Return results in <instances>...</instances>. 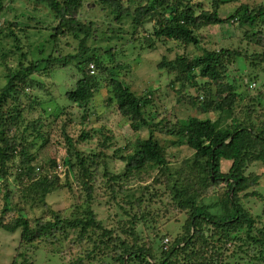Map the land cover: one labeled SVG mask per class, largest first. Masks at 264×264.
<instances>
[{
	"label": "trees",
	"instance_id": "16d2710c",
	"mask_svg": "<svg viewBox=\"0 0 264 264\" xmlns=\"http://www.w3.org/2000/svg\"><path fill=\"white\" fill-rule=\"evenodd\" d=\"M28 1L45 5L54 17V24L48 26L36 17L30 18L27 25L11 21L7 14L18 0H0V40L13 45L12 62L16 63L12 66L1 57L6 82L0 84V181L5 182L6 203L0 228L12 234L20 231L11 264L27 263L32 248L46 246L41 249L45 251L43 256L54 254L58 251L49 253L48 248L66 243L71 234L88 246L73 264H264V225L256 228V219L240 200L242 192L259 185L260 176L247 174L250 164H264V93L250 98L249 104L241 106L237 113V102L246 99L236 92L240 83L231 81L229 76L230 68L240 61L249 62L253 71L264 70L261 29L264 1L244 2L230 11L228 17H222V10L232 0H207L211 10H205L193 0H92L103 12L98 18L101 21L92 20L94 16L87 19L84 11L88 0ZM150 23L153 34L150 40L145 38L140 43L146 45L145 50L157 49V41H175L186 47L195 46L202 52L193 58L165 57L159 65V70L170 78L168 87L175 90L176 103L196 112L195 116L180 117L169 107L161 111L156 106L157 92L137 94L127 84L128 64L102 61L105 54L115 55V49L105 48L104 42L118 41L127 35L133 38V43H138L141 34L145 36L149 32ZM230 24L245 33L243 40L247 48L217 51L202 47L197 32ZM126 26L131 30L125 31ZM41 32L50 33L52 50L47 59L38 61L34 57L33 36ZM71 41L78 42L76 53L64 55L62 48L72 47ZM41 63L45 64L44 68L40 67ZM60 64L64 68L73 64L81 75L77 87L66 95L71 107L82 112L80 125L91 128H84L75 139L68 130L74 125L75 116L64 118L69 115L68 107L64 105L56 116L50 114L62 123L68 155L62 162L54 159L46 167H36L39 152L48 141L44 139L41 146L36 142L44 138L37 127L39 119L27 122V115L39 110L48 114L43 107L53 97L42 92L44 84L40 79L50 76ZM258 80L251 78V82ZM242 83L246 84L245 80ZM103 87L108 94V108H115L121 116L130 119L135 133L142 127L149 132L147 138L138 137L132 154L121 157L125 168L116 172L109 170V152L113 150L116 157L122 149L116 148L113 131L105 125H101L102 131L94 127L102 122L93 103ZM191 88H197L198 94L187 92ZM44 97L47 99L43 100ZM210 112L218 113V119H200ZM96 137L98 152L84 156L78 146ZM184 148L192 155L182 160L170 152ZM223 162L231 163L227 173L223 172ZM58 165L66 171L65 180L56 173ZM156 168L159 175L152 184L128 187L143 175L151 178L150 173ZM11 177L24 189L34 190L25 195L22 188L19 194L20 203L46 215L36 219L35 225L23 208L13 223L6 221V214L15 210L11 203ZM73 182L79 186L76 194L80 205L74 206L76 210L71 215L66 210L53 211L46 199L63 187L72 190ZM154 186L159 188L155 192ZM98 199L119 208L125 215L136 210L135 217L148 220L154 217L146 226L147 229L153 226L156 236H161L159 244L153 240L140 244L141 240L131 229L130 236L135 239L129 242L115 229L105 228L96 208L101 204L96 203ZM208 199L214 202H207ZM185 215L183 229L177 232H165L157 224L179 222L180 216ZM261 218L264 221V213ZM161 230L166 234H161ZM157 237L154 239L159 240ZM46 260L42 259L41 264ZM49 260L50 264H60L62 258ZM69 262L72 264V260Z\"/></svg>",
	"mask_w": 264,
	"mask_h": 264
},
{
	"label": "rangeland",
	"instance_id": "374dc122",
	"mask_svg": "<svg viewBox=\"0 0 264 264\" xmlns=\"http://www.w3.org/2000/svg\"><path fill=\"white\" fill-rule=\"evenodd\" d=\"M262 1L264 0H232L230 4H227L225 6L226 9H228L229 11L223 9L221 12V16L228 17L229 13L234 11L244 2H254L255 4H258V2ZM192 2L195 4H202L205 10H211L210 1L208 2L207 0H193ZM13 8L14 9L9 8L10 10H12L9 11V13L7 14V18L11 21H17L21 24L27 25L30 23V18L36 17L45 21L48 26L54 24V17L45 5L37 6L35 4L30 3L28 0H18V2ZM92 9H95V11L92 12ZM102 13L103 12L99 11L96 4L92 0H88L84 11V14L87 15V19H91V17L94 16V18L92 17V20L101 21L98 18L103 15ZM95 15H97L98 17H96ZM148 28L149 32L146 33L145 36L141 34L142 38L140 42H138L139 44L141 42H145V38H148L147 40H150L149 36L153 34V24L150 23ZM261 29L264 31V25L261 26ZM128 30H131V28H128L126 26L125 31ZM196 34L200 38L202 42V47L204 49L219 51L222 48L234 50L240 47L247 48L245 46L246 41L244 42L243 40V38L246 36L245 33L231 24L224 26H211L203 29L202 31L197 32ZM131 39L133 38H130L126 35L118 41H116L115 39L110 43L104 42L106 46L105 48L115 49V55L114 57H112L111 55L108 56L107 54H105L102 57V61L107 64H116L117 62L121 64H128L130 68L126 70V73L128 75V80H126L127 84L130 85L132 90L137 94H142L145 92H157L156 96L158 97V99L156 100V106L161 111L164 112V110L169 107L170 109L173 108V111L177 113L180 117L188 118L190 115L195 116L196 112L186 106H180L176 103L177 101L174 96L175 90L173 91L171 90V87H168L170 78L167 76L165 71L159 70V65L165 57L172 60L175 59L177 56H189L193 58L194 56L199 55L202 52L198 50L195 46L186 47L175 41H157L155 43L157 45V49L145 50L146 45L144 47L143 44L139 45L135 41L133 43ZM71 43L72 47L65 46L62 48V53H64V55L67 53H76L75 48L78 46V42L71 41ZM33 47L34 57L36 60L41 61L43 59H47L48 56L51 54L52 50V43L50 42V33L41 32L37 36L34 35ZM13 50L14 48L11 43H9L7 40H0L1 85L6 82V71L4 65L2 64L1 57L4 58L7 64L15 66L16 63L12 62L15 59V57H12ZM252 50L253 49H251V51ZM41 51H44L43 55H40ZM40 67L44 68L45 64L41 63ZM229 76L231 81H236L240 83V86L236 87V92L241 94L246 99L237 102V113H240L241 108L243 106L249 104L248 100L250 98H258L261 91L264 93L263 68L253 71L249 67V62L247 63L240 61L239 64L230 68ZM80 77V73L73 64L67 68H64L63 65L60 64L57 65L56 70H54V72H52L50 76H46L40 79V81L44 84L42 92H44L45 94L47 92L50 93L53 97V100L49 102L47 98H43V100L47 99L46 102H48L43 107L44 109H47L49 111L48 114H44L39 110V113L35 112L27 115V122L32 119H39L37 127L40 129L44 138L38 139L36 140V142L41 146V144L44 142V139L48 141L44 145L43 149L39 152V158L37 161H35L36 167H41V165H45L46 167L50 163V160L54 159H58L60 160V162H62L64 158L68 155L69 145L66 142V138L62 132V123L56 117H50V114H54L56 116L61 112V109L64 108V105H66L68 107L67 110L69 111V115L65 116L64 118H67L68 116H75L74 125L68 127L70 136L74 137L75 139L81 134L82 130L91 128L80 125L79 122L80 118L82 117V112H79V110H77L76 108L71 107V104L67 100L66 92L68 90H74L77 87V82L79 81ZM252 77H258L259 80L256 82H251ZM244 80L246 84L242 83ZM42 92L39 91V94H41ZM187 92L198 94L197 88H191ZM107 98V90L103 87L101 91L96 94L93 103L96 115L98 118L102 119V122L97 123L94 127L97 128L98 131H102L100 127L101 125H105L109 130L113 131L114 136L117 139L116 142L118 146L116 148L122 149L120 150L121 153H118L116 157H113V150L109 152L111 155L108 160L109 170L111 172H116L117 170H123L125 168V163L121 161V157L132 154L138 137L147 138L149 132L146 128L142 127L140 132L135 133L131 127L130 119L121 116L119 113H117L116 110H114L115 108L110 109L107 107ZM218 115L219 114L216 112H210L209 114L201 115L200 119L204 120L210 118L213 120H217ZM93 118L96 119V117ZM94 119L92 120L96 121ZM125 146L128 147L125 148ZM78 148L82 152H84V156L92 153H97L99 149L97 137L91 142H86L79 145ZM184 149L180 152L178 151L179 149H171L170 152L173 154H178L179 157H177V160H182L184 157L192 155L190 151ZM171 161H173V159ZM174 161H176V159H174ZM18 164L19 162L17 163L15 169H17ZM230 166L231 163L223 162V172L227 173L229 171ZM158 172L159 170L158 168H156L150 173L152 176L151 178L147 175H143L142 179L135 181L131 186L128 185V187L140 188L145 185H150L153 182V178L159 175ZM56 173L59 174L62 180H65L66 171L63 166L58 165ZM247 174L260 176L259 185L255 188L253 187L242 192L240 194V200L244 208L248 211V213L256 219V228H261L264 225L263 218H261L264 213V164L260 162L250 164L247 170ZM15 180L16 178L14 177H11L9 180V183L11 184L10 189L12 191L11 203L12 208L15 210L6 214V221L8 223H13L21 215L19 211H22V208L23 211L29 214L30 218L33 219V222L41 216H46L42 212L33 211L34 209H32L28 204L25 205L24 203H20L22 199L20 198L19 192L20 190H22L23 187L18 185ZM78 187V183L76 184L75 182H73L72 190H70L69 187H63L61 189L58 188L59 190H56L51 196H49L46 199V202L53 209V211L66 210L67 214L71 215L76 210L74 206L80 205L79 197L76 194ZM158 189V187H153L154 192ZM33 192L34 190L30 187H27L25 189L23 188V193L25 195L31 194ZM5 195V182L0 181V217L2 216L6 203L4 198ZM211 201L214 202V200H207V202ZM99 202H101V204L96 205V208L99 211V220L103 222L105 228H107L108 230L115 229L117 232H119V235L122 239H125L129 242H133V240L135 239L133 236H130L131 229L134 231L135 234L138 235V239L141 240L140 244H148L149 242H151L150 240L157 241L156 243L159 244L161 236H156L155 232H153V226L149 229H147L146 226V223L154 217H150V220L143 219L139 215L138 217H135L134 214L136 213V210L128 215H125V213L119 208L113 205H106L105 201H101L100 199H98L96 203ZM212 212H214V210H212ZM138 213L142 214L143 212L141 213V211H139ZM152 215L154 216L153 213ZM185 217L187 216H180L179 222L174 221L168 223L166 226L161 225L162 223H164L163 221L161 223H159L158 221L157 224H160L159 226L165 232H177L178 230L183 229H181V223L184 222ZM32 225H35V222ZM149 225H151V223H149ZM162 230L161 234H166L165 232H162ZM19 237L20 231L12 234L0 228V264H11L13 262V258L16 255L17 247L19 245ZM156 237L159 240L154 239ZM164 242L166 243L167 241ZM42 248H46V246H43L40 249L32 248L29 251V253H31L29 260L25 264H39V262L41 264L42 259H47L46 261H43V264H50V257L53 259L55 258V260L62 258L60 264H71L69 262L70 260H72L73 264V261L75 259L81 257L80 254L86 252L88 246L84 243L81 244L77 237L71 234L70 239H68L66 243L63 241L62 245L56 243L54 244V247L48 248L49 253L58 251L54 254H51L49 256H43V253H45V251L41 250ZM24 250H22V252Z\"/></svg>",
	"mask_w": 264,
	"mask_h": 264
},
{
	"label": "built area",
	"instance_id": "2783aa9c",
	"mask_svg": "<svg viewBox=\"0 0 264 264\" xmlns=\"http://www.w3.org/2000/svg\"><path fill=\"white\" fill-rule=\"evenodd\" d=\"M91 69H92V73L94 74L95 73L94 66H91Z\"/></svg>",
	"mask_w": 264,
	"mask_h": 264
}]
</instances>
